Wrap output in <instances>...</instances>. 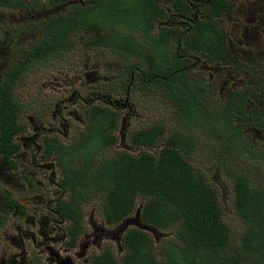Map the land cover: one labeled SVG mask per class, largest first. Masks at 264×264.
I'll use <instances>...</instances> for the list:
<instances>
[{"label": "trees", "instance_id": "obj_1", "mask_svg": "<svg viewBox=\"0 0 264 264\" xmlns=\"http://www.w3.org/2000/svg\"><path fill=\"white\" fill-rule=\"evenodd\" d=\"M156 1L87 0L89 6L79 14V22H73L75 27L83 25L85 29L100 30V34L85 42V46L117 52L121 56L119 59L127 64L120 65L128 75L120 82L122 90L128 88L132 72H136V93L162 97L188 129L187 133L176 130L166 137V145L155 154L117 152L102 157L105 150L117 143L113 134L119 127V111L101 107L86 110L85 156L82 155L84 145L67 150L75 151L80 158L74 168L82 178L85 176V202L90 204L98 199L105 221L111 226L133 216L141 205L143 223L154 226L162 234H172L169 240L163 238L156 245L151 234L130 228L123 237L125 254L121 262L106 253L98 263L264 264V186L254 187L251 177L246 175L234 179V206L246 224L240 248L234 249L233 234L223 220L216 190L187 159L195 145L191 133L202 128L216 135L233 159L237 160L235 154L238 153L260 160L264 177V145H259L256 153L248 150L250 140L243 135L239 123H233L234 107L214 108L210 100L202 101L196 77L181 73L187 66L191 49L209 47L212 51L223 52L221 33L216 31V37L213 35L211 40L214 34L211 23L200 24L196 40H191L190 44L187 40L185 48L180 47L178 31L156 29V20L167 18ZM166 1L175 3L184 14V6L180 8L176 0ZM7 3L8 0H0V4ZM220 3L218 0L217 5ZM100 17L111 21L100 22ZM48 27L47 34L52 42L41 47L42 63L47 62L49 56H58L69 49L67 40L75 30V27L67 28L65 23L52 29L51 25ZM35 56L38 54L21 63L19 73L26 70L23 67ZM137 61H144L145 65H138ZM16 78L18 76L8 79L7 88L0 87V127L8 136L3 142L7 151L12 148L8 147L12 136L21 129L18 106L12 97L11 80ZM110 87L115 89L118 84ZM165 133L166 127L155 123L133 133L131 143L137 148L154 149ZM61 147L54 146L58 151ZM225 168L231 169L230 166Z\"/></svg>", "mask_w": 264, "mask_h": 264}, {"label": "flooded vegetation", "instance_id": "obj_2", "mask_svg": "<svg viewBox=\"0 0 264 264\" xmlns=\"http://www.w3.org/2000/svg\"><path fill=\"white\" fill-rule=\"evenodd\" d=\"M220 1L217 5L218 0H176L180 8L184 6L181 14L175 3L157 0L167 18L156 20L155 27L178 31L179 46L184 48L187 40L190 44L199 36L200 24L211 23V40L216 31L221 33L223 52L209 47L191 49L181 73L196 77L202 101L210 100L214 108L233 106V123H239L246 138L259 139V145H264V0ZM88 6L87 0H8L7 4H0V87L7 88L8 79L18 76L11 80V85L21 123L8 146L12 147L10 151L3 148L8 136L0 127V264H99L106 253L118 262L125 254L124 235L120 244L116 241L121 222L115 226L107 224L98 199L94 211L85 217V208L89 206L85 202V176L82 178L74 168L80 159L78 155L67 151L69 147L78 149L84 145L85 156L86 110L107 107H85V76L77 77L79 87L74 90V82H70V95L54 105L52 117L51 113L45 115L50 107L44 105L37 120L41 126L32 133L33 127L25 122V108L17 97L20 84L28 75L64 61L73 51L74 36L87 29L97 32L96 36L100 34L98 28L73 25ZM60 23L75 27L67 40L70 48L42 63L41 47L52 42L47 34L48 25L52 29ZM35 53L38 56L28 60L23 67L26 70L19 73L21 63ZM94 69L95 72L86 74V80L92 84L102 80L96 86L99 94L128 97L136 92V72H132L128 88L122 90L120 82L128 75L120 64L114 71L117 76L112 78L100 79L99 64ZM111 84L118 87L111 89ZM72 102L76 103L68 104L72 108L62 105ZM108 109L119 111L120 124L121 111ZM55 144L61 145V150L55 149ZM116 144L107 149L110 151L106 157L117 153L111 154ZM97 212L102 223L96 221Z\"/></svg>", "mask_w": 264, "mask_h": 264}, {"label": "rangeland", "instance_id": "obj_3", "mask_svg": "<svg viewBox=\"0 0 264 264\" xmlns=\"http://www.w3.org/2000/svg\"><path fill=\"white\" fill-rule=\"evenodd\" d=\"M101 15V14H99ZM100 22L110 23L111 20L105 18H99ZM97 34V32H95ZM93 31L85 30L84 34H77L73 38L74 48L71 53L67 55L62 63H57L52 67H42L41 70L32 73L25 78L20 84L17 92V97L25 108L23 111L25 122L33 127L35 133L36 127H40L41 124L37 123L40 119V114L45 110L44 105L49 106V111L45 114L48 116L54 112V105L60 102L67 95L69 96V90L72 84L75 90L79 86L76 85L77 77L84 79L85 76V107L88 105H99L102 107H114L121 111V123L120 127L114 132V136L117 139V144L112 149L111 154L114 152H129L133 155H137L141 152L157 153L166 145V137H170L174 131H185L188 129L181 118L175 113V110L166 103V101L160 96H152L147 94H139L133 91L127 95L118 94H105V92L98 93L99 89L96 88L102 80L96 81L95 84L87 82L86 74L90 75L96 70L94 67L99 64L100 79L106 77L117 76L114 72L118 64L126 66L123 60L117 52H113L106 48H95L85 46V42L94 38L96 34ZM138 65L144 66V61H137ZM48 68V69H46ZM69 75V76H67ZM227 76V75H224ZM96 78V76H94ZM111 83V82H109ZM87 102V103H86ZM76 103H67V107L72 108L71 105ZM82 104V103H81ZM75 107V106H73ZM76 107H78L76 105ZM52 109V110H51ZM68 111V110H67ZM63 111V114L65 112ZM86 119V117H85ZM155 123H162L166 127V133L160 140L158 146L154 149L137 148L131 143V136L133 133L140 129L154 125ZM63 130L64 126L62 127ZM193 131V130H192ZM194 136V150L192 155L187 159L191 166L201 172L208 184L214 188L217 192L218 201L222 207L223 220L229 226L233 234V248H240V241L242 233L245 232V223L239 217L234 206V179L238 176L246 175L251 177L254 187L264 186V177L262 162L254 156L245 154H235L236 159H233L223 145V142L219 140L216 135H212L208 130L197 128L193 131ZM246 136V135H245ZM248 137V136H247ZM250 138V137H249ZM257 143L256 145H254ZM259 139H251L248 142V150L256 153V149L259 148ZM227 151V152H224ZM110 150L105 151L102 157L107 155ZM106 157V156H105ZM230 157V158H229ZM225 166H230V170ZM98 201H92L87 208H85L86 215L89 217L90 213L94 211ZM96 221L102 223L100 214L97 212ZM167 235L165 239L169 240L172 235L170 232L163 233ZM152 237V236H151ZM110 244L116 248L113 241ZM11 246L8 247L10 249ZM118 247V245H117ZM4 255V254H3ZM2 256V254L0 255Z\"/></svg>", "mask_w": 264, "mask_h": 264}, {"label": "water", "instance_id": "obj_4", "mask_svg": "<svg viewBox=\"0 0 264 264\" xmlns=\"http://www.w3.org/2000/svg\"><path fill=\"white\" fill-rule=\"evenodd\" d=\"M139 205L135 214L131 217L124 219L117 227V238L116 241L120 244L122 241L123 235L127 233L130 228H137L141 231L147 232L151 234L153 239L156 242V245L163 239L166 238L167 235L162 234L157 228L151 226L149 224L143 223L141 220V208ZM121 247V245H119Z\"/></svg>", "mask_w": 264, "mask_h": 264}]
</instances>
